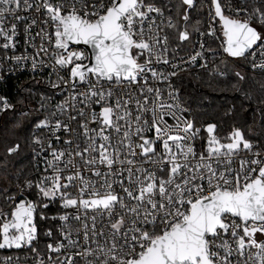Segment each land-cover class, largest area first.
Masks as SVG:
<instances>
[{"label":"snow or ice","instance_id":"1","mask_svg":"<svg viewBox=\"0 0 264 264\" xmlns=\"http://www.w3.org/2000/svg\"><path fill=\"white\" fill-rule=\"evenodd\" d=\"M241 3L209 0L208 15L221 25L223 52L264 73V0ZM195 8L194 0H0V79L28 71L47 89L26 129L34 174L15 191L0 188L10 205L0 209V251L28 249L34 264H264V155L239 128L221 143L213 123L198 151L201 129L185 115L179 74L196 66L224 73L209 67L202 40L187 59H169L168 37L160 35L163 25L175 27L173 9L188 21ZM33 12L42 17L35 33ZM214 33L210 23L198 34ZM190 39L178 30L180 42ZM46 69V80H36ZM12 108L0 96V112ZM20 147H7V155ZM37 216L59 222V238L52 228L44 233L54 241L47 256L37 248Z\"/></svg>","mask_w":264,"mask_h":264},{"label":"trees","instance_id":"2","mask_svg":"<svg viewBox=\"0 0 264 264\" xmlns=\"http://www.w3.org/2000/svg\"><path fill=\"white\" fill-rule=\"evenodd\" d=\"M161 2L177 4L174 0ZM194 2L196 8L190 12L188 21L175 15L177 23L171 32L172 43H180L178 30L186 29L192 39L205 23V0ZM236 72H240L245 79L241 81L236 78ZM181 95L192 109L190 119L195 125L213 123L216 125V132L223 138L234 128H239L245 138L252 141L254 147L264 151V75H251L233 66H229L226 77L209 75L204 71L197 75L191 73L182 79ZM30 121L28 116L0 112V188L10 187L15 191L16 184L21 183L33 172L32 144L26 134ZM9 133L14 135V139L6 140L5 137ZM17 142L30 152L23 157L12 159V155H7L6 149ZM17 176L19 181L15 179ZM6 206L8 204H5L0 196V209ZM38 224L40 240L45 241L44 233L50 222L39 220Z\"/></svg>","mask_w":264,"mask_h":264},{"label":"built area","instance_id":"3","mask_svg":"<svg viewBox=\"0 0 264 264\" xmlns=\"http://www.w3.org/2000/svg\"><path fill=\"white\" fill-rule=\"evenodd\" d=\"M222 3L224 4H230L231 7L233 9L237 8V7H244L246 6L245 4L241 3V0H222ZM208 6H209V0H205L204 5H203V11H204V16H205V23L196 31V33L194 34L193 38L190 39L188 42H180L179 44H174L172 43V39H171V32L172 30L175 28H168L165 25L162 26V31L160 32L161 36H167L168 37V44H169V59L172 58L173 53H175L177 56H183L185 57V59H187V57L191 54H193V46L194 43L198 40H202L204 42V48H205V54L208 56L209 59V67L212 68L213 64L215 65V69L214 72H223L224 75H218L220 77H226L228 75V68L229 66H233L236 68H239L241 70H244L248 73H250L251 75H264V73H260L258 70L253 72L249 70V66L247 65V62L244 60H241L239 58H231L228 57L226 53L223 52V33H222V29H221V25L218 22H213L210 20L209 15H208ZM249 8H251V4L247 5ZM227 15L230 16H235L234 12H227ZM31 15L37 19V25L33 28V33H35L36 31H39V28L42 26L39 21L40 19H42V17H40L37 13L33 12L31 13ZM169 16V13L167 11V9H165V15H164V19L167 20ZM237 18H243V17H237ZM172 19L173 22L176 26L177 20L175 17V10L173 9L172 12ZM212 23L214 29H215V33L213 36H208V35H204V36H200L198 33L199 32H204L207 33V29L209 24ZM183 30V29H182ZM20 44L17 46V52H23V35L21 33L20 37ZM0 43H2V40H0ZM37 43H39V40H37ZM211 49L213 52L218 53L217 56L213 57L211 55V53H209L207 50ZM197 50H199L197 48ZM28 52L31 53L32 49H28ZM0 54H2V52H0ZM199 72H202V70L199 68V66H196L195 71H189V72H184V73H180L179 75L183 78L185 75L187 74H195L197 75ZM3 75V74H0ZM217 75V74H215ZM48 76V70L46 69L43 74L41 75H37L35 77L36 80H46ZM178 83H180L178 81ZM32 88L33 91L36 93L35 96H33L32 94L29 93V91H27V89ZM40 91H47L46 86L44 83H41L39 85L34 84L33 79L31 77V74L28 71H16L14 75H4L3 79H0V96H6L8 98L9 103H11L13 105L12 109L7 110L6 112H1V113H17L21 116H28L30 118V120H33L35 118L36 113L33 111V109L36 108L37 106V100L39 99V92ZM181 91V90H180ZM60 99H62V97L57 96L55 97V101H59ZM182 105L188 109V112L185 113V115L187 116V118L190 119V114L192 112V109L184 102L182 95L180 96ZM96 110L98 111V107H96ZM85 119L86 120H90V112L88 109H85ZM208 124V123H207ZM195 125L196 127L201 129V133H200V139L196 141V146L198 151H203L204 150V146H205V142L207 140V133L204 131V127L207 125ZM73 127H77L75 124L73 125ZM89 127H93L92 124H89ZM79 128L77 127V134L79 133ZM231 132V131H230ZM229 132V133H230ZM229 133L226 135L225 138L221 137L217 132L216 129L214 130V134L217 136V138L220 140L221 143H227L228 141V136ZM76 135V134H74ZM63 139V137H62ZM81 145L83 146V138L79 137ZM117 139L116 137H114V140ZM54 146H55V142L53 141ZM257 147H253V151H256ZM261 154L264 155V151L261 150ZM247 153L245 152H241L239 153L235 158H234V162H233V166L236 167L238 166L239 160L241 157L246 156ZM77 162L80 163L78 161L77 158ZM34 165V162H33ZM145 167H150L149 165L145 164ZM80 167L82 168L83 165L82 163H80ZM71 171H75V169H71ZM34 174V167H33V172H31V175L26 177V178H30L32 177V175ZM87 175H90V173H88ZM25 179V178H24ZM23 179V181H24ZM23 181L21 182V184L23 183ZM73 196L78 195V192L76 189H71L70 190ZM29 199H32V197L30 196ZM10 208V205L6 206L5 208H1L4 211H8ZM55 213V208H52L49 215H52ZM50 225L46 228V230L48 228H52L53 229V235L57 238H59L57 229L59 227V222L58 221H51L49 220ZM36 223H37V227H38V233H39V217L37 216L36 218ZM257 239H260V236L258 234ZM48 242H54V241H50L49 239L46 238L45 241L40 240V237L38 236V244H37V248L38 251L41 252L42 255L47 256V250H46V244ZM74 252V250H72ZM61 255L63 256L64 253H61ZM5 256H12L14 258V264H15V257L19 256V264H34V259L31 258L32 254L30 253V251L28 249H22V250H14V251H0V260H3V258ZM27 257V258H26ZM78 264H83V262L81 260H78Z\"/></svg>","mask_w":264,"mask_h":264},{"label":"rangeland","instance_id":"4","mask_svg":"<svg viewBox=\"0 0 264 264\" xmlns=\"http://www.w3.org/2000/svg\"><path fill=\"white\" fill-rule=\"evenodd\" d=\"M175 2L179 3V0H174ZM177 27H178V24H177ZM6 140H10V139H14V135L13 134H8L6 135ZM30 151H27L24 147V145L20 148V151L19 153H16V154H13L12 159H16V158H19V157H23L26 153H29ZM4 154V153H3ZM1 184V183H0Z\"/></svg>","mask_w":264,"mask_h":264}]
</instances>
